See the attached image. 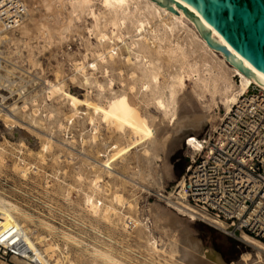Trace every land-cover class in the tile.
Returning <instances> with one entry per match:
<instances>
[{
	"label": "bare ground",
	"instance_id": "1",
	"mask_svg": "<svg viewBox=\"0 0 264 264\" xmlns=\"http://www.w3.org/2000/svg\"><path fill=\"white\" fill-rule=\"evenodd\" d=\"M21 1L25 8L21 21L0 30V62L8 59L20 61L40 75L46 72H43L41 58L48 55L47 69L54 72L55 80L46 87L45 97L65 101L76 112L79 105L85 106L78 117L82 124L89 125L87 134L92 138V144L88 148L92 149L97 143L100 127L114 133V149L124 144L108 155L94 171L76 173L77 179L83 183V188L79 189L83 196L81 208L90 217L144 244L152 258L155 256L158 259L150 261L152 264H222L209 253H201L197 244L190 243L185 221L161 211L156 205L154 227L165 236H168L169 230L180 227L183 236L181 248H172L171 243L154 235L152 228L143 223L144 239L128 231L125 222L131 218L125 210L127 207L131 210L137 207L133 190L125 187L129 195L124 196L118 194L115 187L112 198L107 200L104 186L117 177L111 169L116 159L126 155L124 169L131 171V175H140L142 171L135 164L138 157L149 159L158 143L165 145L175 136L182 137L205 126L211 117L212 107L223 105L226 112L229 111L251 83L264 88V74L236 55L256 76L244 74L221 51L207 43L193 19L176 5L174 8L177 12L155 0ZM183 5L202 19L190 6ZM212 34L215 35V32ZM77 38L83 41L86 52L82 55V61L74 64L73 70H65V75L71 80L78 79L86 88L82 99L65 90V77L58 74L64 47ZM217 39L225 44L220 36ZM6 46L11 49H6ZM235 76L239 78L238 81L234 79ZM115 80L121 84L117 90L111 88ZM185 80L192 83L188 91H182ZM93 89L97 102L91 101ZM36 98L33 96L31 101L36 102ZM131 98L134 100L131 101ZM183 99H197L201 104L206 99L208 111L202 115H183L179 112ZM39 106L37 104L26 115L31 123L46 127L42 122L49 120L61 126L59 108L45 103L42 117L37 113ZM151 107L156 109V116L150 113ZM39 142L40 149L35 152L29 150L22 140L12 144L19 147L18 151L26 148L41 158L47 152L54 156L64 151L61 145L52 143L44 136ZM188 142L186 145H195L197 141L191 136ZM86 144L82 142L81 148ZM20 173L26 177L25 169ZM65 199L72 204L68 198ZM0 210L11 211L21 228L23 221L29 219L18 206L2 198ZM178 212L184 211L181 209ZM209 221L214 225L219 224L212 218ZM38 243L45 250L42 254L47 259L50 252L59 249L57 244L47 243L44 237H39ZM94 252L96 264H123L111 258L106 251L94 249ZM249 255L243 253L240 261L247 260ZM68 264H74L73 259Z\"/></svg>",
	"mask_w": 264,
	"mask_h": 264
},
{
	"label": "rangeland",
	"instance_id": "2",
	"mask_svg": "<svg viewBox=\"0 0 264 264\" xmlns=\"http://www.w3.org/2000/svg\"><path fill=\"white\" fill-rule=\"evenodd\" d=\"M6 49L11 47L6 46ZM85 52L83 41L74 39L64 47L58 66L59 76H64L66 80L65 90L80 99L84 97L86 88L78 79L68 78L65 70H73L74 64L82 61ZM47 60L48 55L41 58L43 72H46H41L40 75L26 68L25 63L20 61L8 59L0 62V198L15 204L29 216L27 221H23V228L28 230L32 241L43 253L45 250L38 243L39 237H44L49 244L58 245L59 249L53 248L48 259L44 257L46 264H68L72 259L74 264H96L94 249L106 251L111 258L123 264H152L150 261L158 259L155 256L152 258L144 244L111 229L105 223L90 217L81 208L83 196L79 189L83 188V183L77 179L76 173L94 171L104 163L108 155H112L124 144L121 143L114 149V133L100 127L97 143L92 149L88 148V145L92 144V138L87 134L89 125L82 124L78 117L85 106L79 105L76 112L71 110L70 104L65 101L45 97L46 87L55 80L54 72L47 69ZM234 79L238 81V77ZM191 85L190 80H185L182 91H188ZM111 88L117 90L121 88V84L115 80ZM94 93L95 89L90 94L91 101L97 102ZM33 96L37 97L36 102L31 101ZM206 98L210 97L207 95ZM24 100H27L25 105ZM133 100L131 98V101ZM204 101L201 104L197 99H183L179 104V112L183 115H202L208 111V102L206 99ZM45 103L60 109L61 126L48 120L42 122L46 127H38L27 119L26 115L37 107V104H40L38 115L44 117ZM225 112L223 105L212 107L211 117L205 126L182 137L175 136L165 145L158 143L152 149L149 159L138 157L135 164L142 171L140 175H131V171L124 169L126 155L116 159L111 169L117 177L112 182L105 183L104 196L107 200L111 199L115 187L117 193L124 196L129 195L125 187L132 189L137 207L135 210L127 207L125 211L131 219H139L143 212L146 213L150 217L149 226L154 235L171 243L172 248L179 249L182 246L181 228L169 230L168 236L155 228V205L161 211L185 221L189 231L188 239L192 245H198L201 253H209L222 264H264L263 241L243 234L228 235L205 222L192 220L188 215L151 196L156 188L173 186L185 173L188 153L186 139L207 134ZM150 113L157 115L154 107L150 108ZM149 123L151 124L150 121ZM42 136L56 145H61L64 151L54 156L47 152L41 158L28 152L26 148L18 151L19 147L12 144L22 140L29 150L35 152L40 149L39 141ZM82 142L88 144L81 148ZM23 169L26 170V177L20 173ZM24 178L28 180L25 181ZM106 180L107 178L104 181ZM65 198L72 204H68ZM6 212L13 215L11 211ZM127 220L126 229L144 239L141 224L135 219L132 224H127ZM243 253L250 255L247 260L240 261ZM0 264L21 263L16 258L7 257L0 259Z\"/></svg>",
	"mask_w": 264,
	"mask_h": 264
},
{
	"label": "built area",
	"instance_id": "3",
	"mask_svg": "<svg viewBox=\"0 0 264 264\" xmlns=\"http://www.w3.org/2000/svg\"><path fill=\"white\" fill-rule=\"evenodd\" d=\"M24 10L21 0H0V30L17 25ZM195 138V145H186L182 177L170 188H156L151 196L228 235L264 242V88L251 83L207 134ZM136 220L150 225L144 212ZM42 253L31 235L0 210V259L46 264Z\"/></svg>",
	"mask_w": 264,
	"mask_h": 264
},
{
	"label": "water",
	"instance_id": "4",
	"mask_svg": "<svg viewBox=\"0 0 264 264\" xmlns=\"http://www.w3.org/2000/svg\"><path fill=\"white\" fill-rule=\"evenodd\" d=\"M155 1L174 12H177L174 5L184 10L193 19L207 43L221 51L244 74L256 76L236 55L264 74V0ZM183 3L190 6L202 19ZM213 31L215 35L212 34Z\"/></svg>",
	"mask_w": 264,
	"mask_h": 264
}]
</instances>
